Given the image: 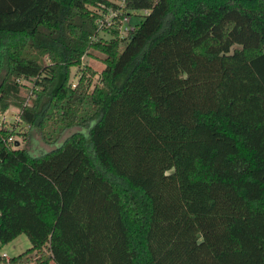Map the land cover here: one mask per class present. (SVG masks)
<instances>
[{"label":"trees","instance_id":"obj_1","mask_svg":"<svg viewBox=\"0 0 264 264\" xmlns=\"http://www.w3.org/2000/svg\"><path fill=\"white\" fill-rule=\"evenodd\" d=\"M111 4L0 0V111L53 144L0 128V244L31 243L0 262L264 264V0H125L89 41Z\"/></svg>","mask_w":264,"mask_h":264},{"label":"rangeland","instance_id":"obj_2","mask_svg":"<svg viewBox=\"0 0 264 264\" xmlns=\"http://www.w3.org/2000/svg\"><path fill=\"white\" fill-rule=\"evenodd\" d=\"M89 10L95 17V22L99 23L96 25V31L89 36V41L93 42L98 37L109 38L112 35V31L107 27L105 23V18L110 15L108 9H101L100 6H90ZM108 12V13H107ZM109 14V15H108ZM142 14V13H140ZM127 22L130 25H133L137 19L136 15H127ZM125 42L121 43V48L124 47ZM103 57L104 54L93 47L87 46L85 51L81 55V66L87 65L94 69L96 72L103 68ZM79 67L72 66L70 69V82L74 84L76 80L79 78ZM96 77V76H95ZM22 88V96L24 97L23 103L31 102L34 96L33 90L35 89L34 85V77H30L29 79L23 78L21 79ZM19 108L16 105L10 104L3 111H0V128L8 130L10 133L8 134V140H11L13 145L15 143L16 146H25L31 152H42L53 147V144L46 143L43 141L41 130L38 127H29L27 124L22 123L20 126L19 121ZM19 127V128H18ZM77 129V127H72L65 129L60 135L57 141L62 140L65 136L71 133L73 130ZM46 130V127L43 129ZM20 132V133H19ZM27 132V133H26ZM55 134V133H52ZM3 136V135H2ZM31 243L24 233H20L14 239L7 243L0 244V256L2 254H6L8 257L14 256L26 248L30 247ZM31 258L34 259V254H31ZM48 264H55L54 262H49Z\"/></svg>","mask_w":264,"mask_h":264},{"label":"built area","instance_id":"obj_3","mask_svg":"<svg viewBox=\"0 0 264 264\" xmlns=\"http://www.w3.org/2000/svg\"><path fill=\"white\" fill-rule=\"evenodd\" d=\"M112 4L107 5H101V9H108L110 12V15L105 18V23L108 28L115 29L118 32V35L120 37H126L129 35L131 29L133 28V25H130L127 20L129 13H123L122 7L124 6L125 0H111ZM115 3V4H114ZM108 13V12H107ZM99 23L96 22V25ZM2 114V113H0ZM4 260H8V256L6 254L1 255ZM2 264V262H0Z\"/></svg>","mask_w":264,"mask_h":264}]
</instances>
